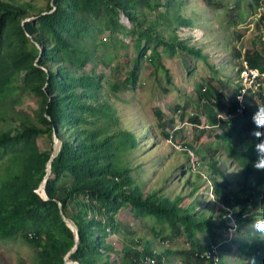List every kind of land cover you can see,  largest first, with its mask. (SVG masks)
Instances as JSON below:
<instances>
[{
	"label": "rangeland",
	"instance_id": "rangeland-1",
	"mask_svg": "<svg viewBox=\"0 0 264 264\" xmlns=\"http://www.w3.org/2000/svg\"><path fill=\"white\" fill-rule=\"evenodd\" d=\"M8 1L31 5L27 19L33 21L46 13L55 0ZM255 1L151 0L150 7L138 10L135 20L120 9L115 23L108 26L110 17L105 14L92 22L94 30L74 42L81 50L80 56L88 60L81 72L99 75L98 93L116 112V132H130L138 141L136 149L119 151V165L132 170L135 185L145 195L157 193L177 201V206L198 219L213 217V222L220 225L216 242L223 241L228 224L224 211L228 208L237 219L239 207L234 210L224 204L214 186L227 180V190L237 191L243 198L246 193L240 192L237 183L242 180L245 167L255 165L250 149L256 153L258 141L253 138L255 116L251 115V108L243 119L233 116L226 129L214 127L211 119L231 111L242 66L239 51L257 50L264 55L257 9L250 6ZM147 29H153L148 40ZM29 39L37 45L33 38ZM139 44L146 54L138 60ZM212 48L215 56L211 55ZM154 50L161 55L164 70L151 60ZM21 78L10 85L8 97L0 101V131L14 129L21 120L41 126L40 99L34 93L22 92ZM204 93L210 97L201 98ZM217 93L221 99L215 105L212 100ZM254 103L264 105V87L253 95ZM197 117L199 122H194ZM255 120L264 123L262 115ZM38 145L52 153L55 148L58 152L61 149V142L54 143L47 135L39 138ZM12 168L11 154L0 150V176L9 175ZM251 203L248 216L238 222V229L228 231L227 235L236 238L238 244L233 253L225 251L220 264H257V258L246 257L239 250L241 244L264 243V234L256 230L259 218L252 216L261 206L256 209ZM118 219L120 231L116 235L109 233L108 238L118 253L127 244L126 236L130 246L135 245L140 251L149 248L153 254L163 256V264H181V252L190 249L184 232L172 236L170 225L154 216L142 218L125 207ZM208 233L206 229L196 232L195 241L203 246L215 242ZM112 257L118 261L116 254ZM0 264H38L36 248L21 238L0 241ZM142 264L155 262L147 256Z\"/></svg>",
	"mask_w": 264,
	"mask_h": 264
},
{
	"label": "trees",
	"instance_id": "trees-1",
	"mask_svg": "<svg viewBox=\"0 0 264 264\" xmlns=\"http://www.w3.org/2000/svg\"><path fill=\"white\" fill-rule=\"evenodd\" d=\"M150 1L55 0L56 11L50 14L53 8L49 6L46 10L49 14L38 15L36 22L24 23L31 16L28 10L31 5L0 0V101L8 97L10 85L22 77L19 86L22 92L34 93L40 99L41 123L37 126L30 120H21L14 129L0 131V150L11 154L13 164L9 175L0 176V241L23 239L36 248L38 264H65V257L75 245V236L62 219L59 202L66 217L71 214L67 219L73 220L78 225V233L80 231L81 246L71 256L79 264H118L119 261L121 264H142L147 256L153 258L155 264H163V256L153 254L149 248L140 251L135 245L130 246L128 236L124 238L127 244L120 253L109 242V233L116 235L120 231L118 216L125 207L139 217L154 216L168 223L174 237L185 233L190 249L181 252L184 256L181 264H215L213 257L211 260L202 257L205 252L212 251V242L203 246L195 241L194 235L206 229L216 242L220 225L213 222V217L198 219L177 206V201L157 193L145 195L135 185L132 170L120 166L118 157L119 151L136 149L138 141L130 132H116V112L98 93L99 75L81 72L88 60L80 56L81 50L74 42L94 30L92 22L106 14L110 17V26L117 20L120 9L135 20L138 10L150 7ZM250 6L256 9L260 0ZM263 23L264 18L258 26ZM152 31H145L146 40ZM29 38L44 49L39 61L40 51ZM156 42L160 43L158 39ZM182 48L187 49L183 45ZM138 50L139 60L146 53L141 44ZM160 59L161 55L154 50L151 60L164 70ZM246 60L251 68L264 69L261 52L247 50ZM203 96L209 98L210 94H201V98ZM236 96L231 111L239 106ZM216 98L221 99V96L217 93ZM245 101V115L250 107L255 118L264 117V105H252L253 95H246ZM197 119H193L194 122H199ZM211 119L212 125L226 129V121L218 120L217 116ZM103 121L106 122L104 126ZM55 129L62 151L52 163L45 188L49 200H44L35 192L46 176L53 153L41 150L38 140L43 135L52 140ZM254 131L264 129H257L255 125ZM253 138L256 139L254 135ZM250 150L257 162V153ZM259 166L264 167V155ZM229 186L230 183L223 180L214 186V192L224 204L234 210L239 207L236 211L238 222L249 211V202L256 209L261 206L252 216L264 222V202H260L264 196V171H258L255 166L245 167L240 184V192L246 193L243 198L237 191L227 190ZM230 213L234 218L232 211H224V221L228 223L233 219ZM235 239L221 248L220 261L224 260L225 251L233 253L238 244ZM239 250L246 257L257 258V264H264L263 242L241 244ZM113 254L118 261L113 260Z\"/></svg>",
	"mask_w": 264,
	"mask_h": 264
},
{
	"label": "built area",
	"instance_id": "built-area-1",
	"mask_svg": "<svg viewBox=\"0 0 264 264\" xmlns=\"http://www.w3.org/2000/svg\"><path fill=\"white\" fill-rule=\"evenodd\" d=\"M256 18L258 17V22L261 21L262 18H264V0H260V6L256 8ZM262 28V39L264 38V23L261 24ZM264 40V39H263ZM240 79H239V95L238 99L241 103V106L239 109L233 114L228 115L227 117H224L223 115H219L218 118L222 119H230L233 116H240V114L243 113V110H245V106L243 104L244 96L247 94H253L255 95L262 87H264V69L260 68H251L247 62H243V67L241 69V72L239 73ZM207 89L205 88L204 91ZM213 104L217 105L219 102L218 98H214L212 100ZM243 104V105H242ZM232 226V225H231ZM231 238V237H229ZM210 252H205L202 254V257L206 258L207 260H211L212 257L214 258V263L218 264L219 262V251H220V244L219 245H212Z\"/></svg>",
	"mask_w": 264,
	"mask_h": 264
},
{
	"label": "clouds",
	"instance_id": "clouds-1",
	"mask_svg": "<svg viewBox=\"0 0 264 264\" xmlns=\"http://www.w3.org/2000/svg\"><path fill=\"white\" fill-rule=\"evenodd\" d=\"M260 27H261V25H260ZM258 36H260L259 34H258ZM262 37V36H261ZM212 50L213 51H211V55H213V56H215L216 55V53H215V49L214 48H212ZM246 53H247V50L245 49V50H240L239 51V54H240V59H241V61H242V66H241V68L239 69V73L241 72V69H242V67H243V62L245 61V62H247V60H246ZM248 63V62H247ZM249 65V64H248ZM250 94V93H249ZM234 95H237L236 96V99H237V101L239 102V106L234 110V111H230V113L228 114V115H233L238 109H239V107L241 106V103H240V101H239V99L237 98L238 97V95H239V86L235 89V92H234ZM248 95V94H247ZM250 95H253V94H250ZM216 97V96H215ZM245 98H246V95L244 96V101H243V104H244V106H245V110H243V113L242 114H240V116H235V118L236 119H243L244 118V116H245V111H246V109H247V106H246V101H245ZM219 103H220V100H219ZM242 104V105H243ZM218 105V104H217ZM219 115H222V114H218L217 115V119L218 120H221V121H226L228 124H230L233 120L230 118V119H220V118H218V116ZM228 115H226V116H224V117H227ZM253 123L256 125V128L257 129H264V124H260V123H258L256 120H255V117H253ZM214 127H219V125H213ZM253 135L257 138V140L259 141V143H257L256 144V153H257V162H254L255 163V167L257 168V170L258 171H264V167H261V166H259L260 165V162H261V157H262V155H264V131H254L253 132ZM241 166V165H240ZM241 181V182H240ZM237 184H242L243 183V173H242V180H240ZM241 192H243V191H241ZM227 208V207H226ZM225 208V209H226ZM228 209V208H227ZM226 209V210H227ZM229 210V209H228ZM230 216L233 218V215H232V213H230ZM247 214H245V215H243V219H245V218H247ZM235 218V219H234ZM233 219H232V221L231 222H229L227 225L229 226L228 227V230H227V232L225 231V234H224V236H223V241L222 242H212V245H219L220 244V251H219V256H221L222 255V257H223V254H221V248L225 245V244H227V243H229V242H232L234 239H232V238H229V236L227 235L228 234V231H236L237 230V226H238V220L236 219V217H234ZM232 225V226H231ZM256 230L259 232V233H261V234H264V222H258L257 223V225H256ZM221 263V261H220V257H219V262H218V264H220Z\"/></svg>",
	"mask_w": 264,
	"mask_h": 264
},
{
	"label": "water",
	"instance_id": "water-1",
	"mask_svg": "<svg viewBox=\"0 0 264 264\" xmlns=\"http://www.w3.org/2000/svg\"><path fill=\"white\" fill-rule=\"evenodd\" d=\"M52 7H53V8L55 7L54 2L52 3ZM55 9H56V7H55ZM54 11H55V10H54ZM54 11H51L50 14L53 13ZM46 14H48V13H43L41 16L46 15ZM37 19H38V17H36L35 19H33V21L36 22ZM27 21L29 22V21H31V20H30V19H27L26 21H24V23L27 22ZM38 48H39V51H40L39 56L41 57V55H42L44 49L41 48L40 46H38ZM47 117H48L49 120L51 119V118L49 117V115H48ZM52 140H53L54 143H55L56 141H59V138H58V130H57V129L54 130ZM60 148H61V149H60V152H61V151H62V144H61V147H60ZM60 152H59V153H60ZM57 160H58V159H57ZM46 179H48V175H47V173H46V176H44L42 182L40 183V186H39L38 190H37L35 193H36L37 195H39L42 199H44V200H49V198H48V196H47V194H46V190H45V194H44V196H43L42 194L39 193V190H40V188H41V186H42L43 183H45V188H46V184H47V182L45 181ZM59 207H60V210H61V215H62V219H63V221L66 223L67 227H69V228L71 229V231L73 232V234H74V236H75V245H74L73 249H72V250L67 254V256L65 257V264H79L78 262L73 261V260L71 259V256L74 255V254L78 251L79 247L81 246L82 240H81V238H80V231H79V235H78V239H77V238H76V235H77V234H76V232H75V229H73V228L71 227L70 223L68 222L69 220L67 219L66 215L64 214L63 209H62V204H61L60 202H59ZM71 222H72L73 224H75V225L78 227V225H77L73 220H71Z\"/></svg>",
	"mask_w": 264,
	"mask_h": 264
},
{
	"label": "bare ground",
	"instance_id": "bare-ground-1",
	"mask_svg": "<svg viewBox=\"0 0 264 264\" xmlns=\"http://www.w3.org/2000/svg\"><path fill=\"white\" fill-rule=\"evenodd\" d=\"M57 142H58V141H57ZM58 154H59V152H58L57 149L55 148V150L53 151V155H52L51 161H50V163H49V165H48V167H47V175H48V179L45 180L46 182H48V180H49V178H50V176H51V172H52V163H53L54 159L56 158V156H57ZM40 191H41V193H40ZM39 193L42 194V195L44 196V194H45V183L42 184V186H41V188H40V190H39ZM68 222L70 223L71 227H72L73 229H75V232H76V234H77V235H76V238L78 239V235H79V233H78V230H77L76 225L73 224L70 220H69Z\"/></svg>",
	"mask_w": 264,
	"mask_h": 264
}]
</instances>
